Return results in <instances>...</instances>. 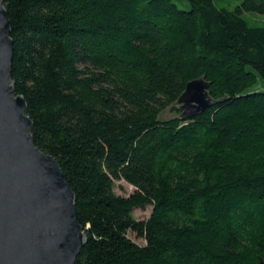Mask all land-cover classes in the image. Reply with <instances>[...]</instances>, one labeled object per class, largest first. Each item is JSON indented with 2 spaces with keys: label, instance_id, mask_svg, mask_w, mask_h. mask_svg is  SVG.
<instances>
[{
  "label": "trees",
  "instance_id": "trees-1",
  "mask_svg": "<svg viewBox=\"0 0 264 264\" xmlns=\"http://www.w3.org/2000/svg\"><path fill=\"white\" fill-rule=\"evenodd\" d=\"M182 1L4 2L14 92L75 195V264L264 261V24L243 15L264 0ZM198 78L214 105L182 121Z\"/></svg>",
  "mask_w": 264,
  "mask_h": 264
},
{
  "label": "water",
  "instance_id": "water-1",
  "mask_svg": "<svg viewBox=\"0 0 264 264\" xmlns=\"http://www.w3.org/2000/svg\"><path fill=\"white\" fill-rule=\"evenodd\" d=\"M4 2L0 0V264H75L86 242L75 195L56 160L35 146L25 100L14 92ZM207 90L203 78L185 86L175 103L180 120L214 105Z\"/></svg>",
  "mask_w": 264,
  "mask_h": 264
},
{
  "label": "rangeland",
  "instance_id": "rangeland-1",
  "mask_svg": "<svg viewBox=\"0 0 264 264\" xmlns=\"http://www.w3.org/2000/svg\"><path fill=\"white\" fill-rule=\"evenodd\" d=\"M174 3L182 10H188L189 9V4L185 1L182 0H173ZM240 0H227V3L230 5V8H233L234 6L238 5ZM246 19H248L251 22H257L258 24H264V16L255 14V13H245L243 14ZM261 87V81L258 78L257 83L253 85L252 87L249 88V92H254L260 90ZM163 118H169L172 117L174 114L170 112L169 110H166L162 114ZM114 191L117 195L121 197H128L130 194L133 193L134 188L127 184L124 181H119L115 183V188ZM151 213V208L148 207L144 210H135L133 212V216L136 220L138 221H146ZM128 237L135 243L139 245H143L144 241L137 239L134 234L129 233Z\"/></svg>",
  "mask_w": 264,
  "mask_h": 264
}]
</instances>
